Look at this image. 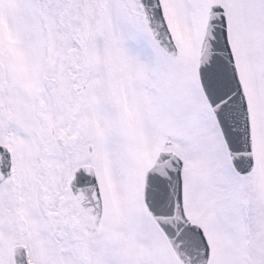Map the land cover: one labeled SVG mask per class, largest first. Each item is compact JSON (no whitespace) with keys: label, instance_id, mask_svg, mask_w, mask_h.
<instances>
[{"label":"snow or ice","instance_id":"6c2138e0","mask_svg":"<svg viewBox=\"0 0 264 264\" xmlns=\"http://www.w3.org/2000/svg\"><path fill=\"white\" fill-rule=\"evenodd\" d=\"M0 264H264V0H0Z\"/></svg>","mask_w":264,"mask_h":264}]
</instances>
